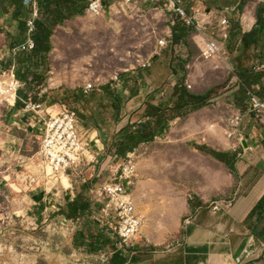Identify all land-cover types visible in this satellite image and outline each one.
Here are the masks:
<instances>
[{"label": "crops", "instance_id": "obj_1", "mask_svg": "<svg viewBox=\"0 0 264 264\" xmlns=\"http://www.w3.org/2000/svg\"><path fill=\"white\" fill-rule=\"evenodd\" d=\"M101 1L104 5L103 15L107 10L114 15L126 14L127 10L138 14L145 5L167 11L172 19L171 28H168L169 31L162 40L167 42V47H170L176 58L184 57L181 47L186 40L191 41L190 43L200 50L207 41L212 40L209 36L216 34L222 11L229 9L231 12L227 14V19L230 36L221 46L227 54L224 61H230L233 65L235 80L239 86L232 88L230 93L234 94L235 112L243 113L241 131L248 148L244 145L234 148L233 141L225 136L222 128H217L214 123L201 121L200 124L191 127L190 139H187V135L184 136L185 139H181L176 133L175 135L171 133L167 148L171 150L179 147L183 150V156L174 165L153 162L156 154L152 146L154 141L142 143L132 152H127L124 157H118V142L123 129L129 125L153 120L149 115L150 107L165 106L170 102L164 80V83L159 85L141 83L147 82L148 77L155 76L156 63L161 60L159 56H162V52L167 47L162 48L158 45L142 63L131 69H125L123 71L126 72L125 75H117L118 81L113 78L111 84H98L85 93L84 87L92 83L77 85L67 78L63 80L59 75L48 80L49 71L46 73L44 71L45 65H50L51 55L55 51V33L74 18L66 20L63 25L55 28L50 40V52L39 53L32 65L16 64L15 72L23 87H28V92L33 89L39 91L47 80L49 81L50 86L47 91L41 90L34 97L31 93L28 95L32 100L46 101L49 98L47 93L61 86L78 105L75 106L77 112L69 108L77 115L78 128L80 122L85 130V133L81 134L83 138L86 136L84 139L88 144L87 158L90 163L84 168L83 174H72V178L69 176L68 185L64 184L63 179L60 183L68 187H64L62 191L66 196L70 195L66 198L67 204L68 202L90 203L91 214L75 217L80 218L82 225L72 233L74 253H78L81 258L109 253L107 264H211L217 257L239 261L240 264H264V241L255 234L258 216H253L256 206L264 197V123L259 122L255 114L250 111V102L246 95V88H255L258 96L264 100V70L256 69L260 62H264V49L262 45L249 48L244 46L245 36L252 33L257 26L258 10L261 5L255 9H247L248 4L254 2L251 1L241 10L240 6L244 0H239L234 7H227L231 2L229 0H198L197 5H201V8L209 5L217 8L218 11L206 10L209 16L205 19L200 7L194 10L193 16L186 12L193 20V25L187 26L170 11L166 0H133L129 5H125L123 0ZM185 1L182 0V4L187 11L186 8L192 4V1ZM3 3L7 4L8 11L0 14V28H3L1 26L3 21L9 23L5 29L6 36L10 40L17 35L19 23L12 17L14 7L5 0L0 6ZM86 5L88 6V0ZM231 14L235 15L234 18ZM214 21H216L215 26ZM178 27L185 29L187 36L184 40L175 43L173 29ZM194 30L197 34L190 37L189 34ZM201 36L208 39L204 40ZM10 48L4 53L6 60ZM26 54L30 53L26 52ZM247 58L249 63L245 65L243 62ZM19 73L23 78L19 77ZM129 77L138 83L128 85ZM61 82L62 84L58 85ZM179 83L173 82L169 85L171 94L175 87L180 86ZM230 88L231 86L228 89ZM18 92L19 100L24 102V93H21V90ZM202 109L204 107L186 116L175 118L170 122V126L174 121L178 122V119L193 116ZM176 129L179 127L177 126ZM79 130L82 131L81 128ZM168 131L156 139L168 134ZM188 140H194L193 144L189 146L186 143ZM146 149L149 151L138 155L141 150ZM129 156H142L138 162H135L136 178L130 189L137 212L142 217V225L137 240L125 245L113 230L105 226L112 219H100L99 211L103 204L92 202L94 200L89 198L91 196L89 187L99 178H106L108 174L117 170L121 162L118 165L111 164L114 159L125 161ZM234 156H236L235 172L232 169ZM84 179L88 182L85 183ZM77 184H80V187H77ZM215 198L230 200L233 205L215 212L211 204L216 201ZM60 205L63 206L62 203ZM94 220L100 225H95ZM260 227H264V222ZM82 240L85 245L75 247V241L82 242ZM90 243H95L96 251H88L86 245Z\"/></svg>", "mask_w": 264, "mask_h": 264}, {"label": "rangeland", "instance_id": "obj_2", "mask_svg": "<svg viewBox=\"0 0 264 264\" xmlns=\"http://www.w3.org/2000/svg\"><path fill=\"white\" fill-rule=\"evenodd\" d=\"M191 1L190 8H186V5L184 7L187 9L186 12L193 16L194 10L197 7L201 8V5H197L198 0L185 2ZM229 1L231 2L227 7H234L239 0ZM262 4L264 0H254L248 4L247 9H255ZM206 10L218 11L214 6H202L201 14L204 19L209 16ZM233 16L235 15L231 14L232 18ZM171 20L167 11L147 5L143 6L138 14L127 10L126 14L114 15L107 10L102 17L98 18H93L87 13L74 18L55 33L56 47L51 55V66L44 67L45 73L49 71L47 79L50 80L59 75L63 80L67 78L77 85L92 83L93 87H97L98 84L109 85L113 78L118 81L117 75H125L126 72H123L125 69L136 67L155 51L158 42L166 36L168 28H171ZM215 25L216 21H214ZM1 26L3 28H0V56L6 52L7 48H10L5 29L9 23L3 21ZM196 34L194 30L189 36ZM201 37L204 40L208 39ZM209 39H216V36L210 35ZM190 42L186 40L183 43L181 51L184 57L181 58L174 57L170 47L165 48L162 56H159L161 60L156 63L155 76L148 77L147 82L141 83L159 85L164 83V80L168 89L166 94L169 96L171 92L168 87L173 82L184 84L190 92L196 94L205 93L212 88L219 90L214 94L210 105L193 116L178 119V122L174 121L168 134L152 143L156 151L153 162L156 164L174 165L183 156L181 148L176 147L171 150L167 148L171 133L173 135L176 133L181 139H185L184 136L187 135V139H190L192 138L191 127L205 121L216 124L217 128H222L227 137L226 131L236 111L234 94L230 93L232 88L239 87L237 81L233 80L235 76L233 65L230 61L225 62L220 59L205 61L201 57L200 48L194 47ZM224 42L226 43L221 41L220 44L224 45ZM8 60H10L9 57L7 60H0V70L8 67ZM243 63L247 65L248 58L244 59ZM48 80L39 91L33 89L28 92V87L24 86L21 89V93H24V101L28 102L31 99L28 96L30 93L34 97L41 90L47 91L46 89L50 86ZM137 83L132 77L127 78L128 85ZM61 84L62 82L58 85ZM229 86H231L230 89H228ZM47 95L49 98L46 101L31 100L36 104H66L77 112L76 101L63 87L59 86ZM25 109V103L22 107L17 104L14 108L0 106V187L2 189L0 264H102L93 257L81 258L78 253H74L72 234L70 232L68 234L61 225L62 220L69 218L60 210V208L67 209L66 198L70 197L62 193L67 186L60 182L63 179L64 184L68 185L70 180L65 181V178L69 176L72 178V174L56 177L44 163L41 155L43 123L38 114L33 111L26 112ZM81 125L79 122L81 133L84 134L85 130ZM177 126L179 129H176ZM104 128L106 129L105 125ZM193 141L188 140L186 143L190 146ZM235 142L236 140H233V144ZM147 151L149 150H141L138 155L145 154ZM142 156L132 158L138 162ZM119 162L121 165L124 161L114 159L111 164L118 165ZM108 176L110 174L106 177ZM30 178L38 180L41 185L38 190L31 192L27 190V182ZM77 187H80V184H77ZM37 196L41 199L37 200ZM89 198L92 199L91 196ZM92 202L95 203V201ZM96 216L98 217V214ZM46 219L49 221L46 222ZM94 221L95 225H100L97 220ZM233 263L236 264L237 261L217 257L211 264Z\"/></svg>", "mask_w": 264, "mask_h": 264}, {"label": "built area", "instance_id": "obj_3", "mask_svg": "<svg viewBox=\"0 0 264 264\" xmlns=\"http://www.w3.org/2000/svg\"><path fill=\"white\" fill-rule=\"evenodd\" d=\"M133 0H123L125 5H129ZM169 3L170 11L182 20L185 25L192 26L193 20L188 16L183 8L182 0H166ZM3 0H0V5ZM23 6L29 10L30 14L26 20L25 38L16 47H11L8 57L13 59L18 52L32 53L37 49L35 35L37 33L36 20L40 16V4L37 0H23ZM231 11L224 9L219 19L218 29L215 34L216 39L207 41L201 49V57L205 61L214 59L225 60L226 53L222 51L220 42L227 41L229 35V20L227 14ZM86 13L93 18L101 17L104 13V5L101 0H88ZM159 47H167L165 40L159 41ZM5 58V54L0 56V60ZM256 69L264 70V62H260ZM117 80V78H116ZM23 84L16 77L15 64L9 68L0 70V106L14 108L19 101V92ZM93 88L92 84L84 87V92L88 93ZM246 95L250 102V111L255 114L256 119L264 123V100H262L255 88H246ZM26 112H35L43 123L41 155L44 163L49 167L56 177L63 174L81 175L84 168L90 162L87 158L88 144L83 138L79 128L75 111L66 104L47 105L34 103L31 99L24 101ZM243 113L237 111L230 120L229 129L226 135L230 140H236L234 148L242 147L244 136L241 131ZM136 178V164L134 159L129 156L114 173L108 178H99L90 185L89 192L92 199L97 203H102L99 211L100 219L111 220L105 224L119 237L122 244H132L137 240L142 225V217L138 214L136 203L131 196L132 188ZM84 182L88 181L84 179ZM28 191H36L40 188V183L35 178H30L27 182ZM1 186V183H0ZM2 189L0 187V194ZM233 202L226 199H219L212 202L215 212L224 208L232 207ZM46 222L49 219L45 220ZM62 228L72 234L81 227L80 218L64 219L61 222ZM93 257L102 264H107L109 253H100ZM240 262L237 261L236 264Z\"/></svg>", "mask_w": 264, "mask_h": 264}, {"label": "trees", "instance_id": "obj_4", "mask_svg": "<svg viewBox=\"0 0 264 264\" xmlns=\"http://www.w3.org/2000/svg\"><path fill=\"white\" fill-rule=\"evenodd\" d=\"M14 7L12 17L18 24V33L16 37L11 38L10 47L18 46L25 37L26 32V20L29 17V10L23 6V0H5ZM254 0H244L240 9L243 10L246 5ZM40 4V16L36 20L37 33L35 35L37 41V49L33 53L26 54V52H18L14 59L8 60L9 68L12 63L19 65L34 64L37 55L39 53H49L50 40L54 34L55 28L58 25H63L66 20L83 16L86 9V0H38ZM0 14L8 11L7 4L0 6ZM186 30L178 27L173 29L174 42L178 43L180 40L186 38ZM263 47L264 49V4L260 6L258 10V23L254 31L247 34L244 38V46L249 47ZM16 70V69H15ZM19 77L23 78V75ZM236 79L234 76L233 80ZM179 87H175L169 101L165 106L159 105L158 107L152 106L149 109V115L153 120H148L140 124L129 125L121 134L119 140L118 157H124L127 152H132L142 143H150L155 141L156 137L165 134L170 126V122L175 118L183 117L190 114L193 111L201 109L210 105L214 94L219 90L218 88H212L205 93L196 94L190 92L186 86L179 83ZM229 88V87H228ZM23 102L19 100L18 106L22 107ZM172 104V106H171ZM236 156H234V164L232 169L235 170ZM37 200L41 197L37 196ZM90 203H76L71 202L67 204V209L62 208L61 212L69 219L75 217L84 216L85 214H91ZM257 215V225L255 227L256 236L264 241V227L260 225L264 222V197L256 206L253 216ZM84 241H75V247L79 248L84 246ZM89 252L96 251L95 243L86 245Z\"/></svg>", "mask_w": 264, "mask_h": 264}, {"label": "water", "instance_id": "obj_5", "mask_svg": "<svg viewBox=\"0 0 264 264\" xmlns=\"http://www.w3.org/2000/svg\"><path fill=\"white\" fill-rule=\"evenodd\" d=\"M243 145H244L245 148H248L247 142H244Z\"/></svg>", "mask_w": 264, "mask_h": 264}, {"label": "bare ground", "instance_id": "obj_6", "mask_svg": "<svg viewBox=\"0 0 264 264\" xmlns=\"http://www.w3.org/2000/svg\"><path fill=\"white\" fill-rule=\"evenodd\" d=\"M65 181H69V178H65ZM66 183V182H65ZM69 184V183H68Z\"/></svg>", "mask_w": 264, "mask_h": 264}]
</instances>
